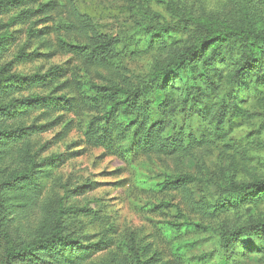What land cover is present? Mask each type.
<instances>
[{"label": "rangeland", "instance_id": "374dc122", "mask_svg": "<svg viewBox=\"0 0 264 264\" xmlns=\"http://www.w3.org/2000/svg\"><path fill=\"white\" fill-rule=\"evenodd\" d=\"M39 4L49 5L44 14L18 18L21 11H35ZM233 6L234 0H33L19 9L6 3L0 7V37H4L0 44V78L44 74L54 67L60 70L50 87L21 89L4 98L2 105L12 106L16 116L11 129H24L22 138L31 136L35 170L45 172L37 176L41 198L54 209L65 207L66 217L75 222L73 237H90L95 244L102 237L107 240L91 257L78 254L86 264H111L112 255H127L131 243L141 249L144 264H264L256 251L243 254L237 248L239 244L224 249L221 243L224 232L257 218L252 207L236 204L229 185L232 176L237 183L249 181L242 174H233V160H239L233 150L251 132H260L264 144V109L257 97L254 100L253 95H243L242 107L252 119L229 118L218 128L195 112L193 103L185 105L187 100L179 89L167 95L170 101L165 113H157L149 78L169 52L148 50L142 37L146 26L165 25L178 27L179 39L188 40L195 30V20L206 17L221 22L231 15ZM72 7L100 34L120 43L118 59L109 70L97 71L94 82L114 85L123 79L139 88L144 109L166 125L163 142L179 139L186 150L190 147L186 153H179L171 140L169 149L134 147L139 142L137 125L128 127L123 137L115 130L105 142L88 139L85 133L91 125L94 129L99 126L98 134L107 125L101 119L104 111L84 106L70 85L71 72L80 73L78 61L57 48L58 40L85 42L64 28L78 23ZM19 54L26 59L21 61ZM230 70L226 69L224 76ZM60 97L66 98L67 106L50 101ZM39 98L45 103L23 105L24 100ZM109 126L122 129L125 125L118 118ZM251 155L256 175L264 177V145ZM185 175L194 179L188 190L198 208L190 207L181 192L157 187L169 178ZM188 223L200 228H188L184 225ZM8 233V238L17 239L14 226ZM5 246L0 235V264Z\"/></svg>", "mask_w": 264, "mask_h": 264}, {"label": "trees", "instance_id": "16d2710c", "mask_svg": "<svg viewBox=\"0 0 264 264\" xmlns=\"http://www.w3.org/2000/svg\"><path fill=\"white\" fill-rule=\"evenodd\" d=\"M30 1L33 0H6L0 2V7L6 3L19 9ZM47 6L39 4L35 11L32 8L25 9L19 13L18 18L44 14L48 10ZM71 12L78 23L64 28L74 31L85 42L72 44L58 40L57 48L78 61L81 70L80 73L78 70L71 72L70 85L84 106L93 111H104L101 119L107 125L102 134L97 133L99 126L94 129L91 125L85 133L88 139L93 143L105 142V138L116 131L117 136L123 137L128 127L137 125L135 136L139 142L134 147L140 145L143 150L155 147L169 149L171 140L177 144L179 153H186L190 147L186 150L185 144L179 139L163 142L166 125L152 116L151 111L144 109L140 100L143 94L139 88H134L123 79L114 85L101 86L94 82L97 71L109 70L118 59L120 43L116 38L100 34L93 23L74 7ZM263 15L264 0H234L233 11L228 18L221 22L206 17L195 20L192 36L183 41L179 39L178 27L146 26L142 37L148 50L169 52L167 59L149 78L150 89L154 93L153 110L165 113L170 101L167 95L180 89L183 91V100H187L185 105L193 103L195 112L218 128L228 123L229 118L249 122L252 115L242 107L243 95H253L254 100L257 97V102L264 109ZM3 39L0 37V44L4 42ZM18 58L24 61L26 56L19 54ZM228 68L231 69L230 73L224 76ZM59 71V68L54 67L44 74L0 78L3 84L0 87V235L7 244L2 250L1 264H86V260L81 256L79 258L78 254L87 253L91 257L107 242L103 237L97 244L91 242L90 237H73L75 222L66 217L65 207L54 209L41 198L40 179L37 176L45 172L35 170L36 159L31 136L22 138L24 129H11L10 123L16 116L11 111L12 106L2 105L4 98L19 93L21 89L50 87L54 82L53 77ZM50 101L58 102L60 106L68 105L65 97ZM32 103L40 105L45 103V99L23 101L26 107ZM118 118L124 123V128L110 127L109 124L115 123ZM117 125L120 126L121 122ZM260 136L258 131L251 132L243 141L238 142L233 156L239 157V160L233 157L231 168L234 175L242 174L249 181L237 183L232 176L229 185L236 196V204L249 205L257 213V218L224 232L221 243L224 249L239 244L237 248L240 253L256 251L264 259V177L256 175V168L251 164V154L264 145ZM193 181L192 176L185 175L169 178L157 187L165 191L181 192L188 199L190 207L198 208L199 204L192 200L188 190ZM33 215H36L35 219ZM184 225L200 228L193 223ZM10 226L15 227L17 239L8 238ZM140 251L131 243L127 255H112L110 263L144 264Z\"/></svg>", "mask_w": 264, "mask_h": 264}]
</instances>
